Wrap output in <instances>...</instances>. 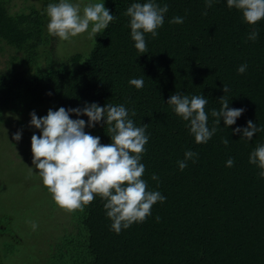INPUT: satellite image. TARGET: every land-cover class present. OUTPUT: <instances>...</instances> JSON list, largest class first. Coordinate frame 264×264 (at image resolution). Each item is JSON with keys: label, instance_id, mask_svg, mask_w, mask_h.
<instances>
[{"label": "trees", "instance_id": "1", "mask_svg": "<svg viewBox=\"0 0 264 264\" xmlns=\"http://www.w3.org/2000/svg\"><path fill=\"white\" fill-rule=\"evenodd\" d=\"M12 1L0 0V53L5 46L12 50L10 66L0 71V120L5 111L31 119L33 111L43 117L49 109L82 108L85 102L124 103L135 110L137 125H148L143 178L166 197L145 222L120 234L110 229L99 196L83 211L69 210L79 231L60 238L55 264H264V180L249 163L250 153L264 144V132L250 142L241 140L242 133L232 134L249 120L264 126V20L246 24L225 0L214 3L207 15L204 0H157L167 3L169 12L158 37L146 35L142 53L134 47L124 15L134 0H106L117 19L96 34L91 52L53 67L50 58L59 59L45 49L51 43L46 7L53 0H33L16 13L10 11ZM173 16H185L184 23H169ZM254 29L259 38L250 41L247 35ZM243 63L247 71L239 74ZM141 77L143 88L129 85L131 78ZM225 86L230 107L246 111L228 128L221 120L216 135L197 144L167 101L177 91L202 94L209 100L206 111L218 110ZM213 122L209 116V127ZM85 130L102 144L111 143L103 122ZM189 149L199 154L197 162L188 161L181 171L177 161ZM230 157L233 167L226 166ZM43 190L52 197L44 185ZM2 235L6 239L8 231L1 229Z\"/></svg>", "mask_w": 264, "mask_h": 264}, {"label": "clouds", "instance_id": "2", "mask_svg": "<svg viewBox=\"0 0 264 264\" xmlns=\"http://www.w3.org/2000/svg\"><path fill=\"white\" fill-rule=\"evenodd\" d=\"M219 0H204L205 11ZM229 9L242 13L246 24L255 26L264 20V0H225ZM169 12L167 3L157 0H134L124 15L129 18L128 26L134 47L140 52L147 51L146 35L152 39L159 35L158 30L165 23ZM48 19L47 29L50 35L68 41L79 34L87 33L93 38L106 30L117 17L105 7V0H53L46 7ZM187 12L185 13V16ZM185 16H173L169 23L183 24ZM259 38V30L254 29L247 35L250 41ZM247 63L241 64L237 72L244 74ZM129 85L137 90L143 88L144 79L131 78ZM225 96L220 99V108L206 111L209 100L202 94L171 95L167 104L173 112L185 121V127L197 144H207L217 133L223 120L226 127L236 124L246 111L244 108H232L226 97L229 92L224 87ZM52 93L49 92L48 95ZM77 117L76 119L71 118ZM136 112L124 103L108 102L101 106L98 103L85 102L77 108L59 107L49 109L46 116L38 117L36 112L30 113V126L39 130L33 133L31 150L33 164L38 169V176L52 195L53 201L61 208L83 211L99 196L103 201L106 217L110 219V229L116 234L129 229L133 224L143 223L152 216V208L158 202L163 204L166 197L158 190L150 188L144 174L146 166L142 163L146 145L150 135L148 125H137L134 121ZM209 116L214 118L209 127ZM80 117H87V121ZM103 122L111 143L102 144L99 136L87 132V128H95ZM264 132V126H257L247 121L246 127H236L233 135L241 134V140L252 141L257 133ZM13 139L20 141L22 131L13 134ZM225 146L229 144L224 139ZM198 153L186 150L184 159L177 164L181 171L188 167V161L196 163ZM234 159L226 161L227 167L234 166ZM249 163L259 169L258 178L264 180V144H258L249 155ZM32 169V168H31ZM151 179L159 186V177L155 173ZM159 222V217H155ZM35 231L38 224L29 221Z\"/></svg>", "mask_w": 264, "mask_h": 264}, {"label": "rangeland", "instance_id": "3", "mask_svg": "<svg viewBox=\"0 0 264 264\" xmlns=\"http://www.w3.org/2000/svg\"><path fill=\"white\" fill-rule=\"evenodd\" d=\"M32 1L13 0L10 11H23ZM50 36L51 43L45 49L59 59L50 58L49 66L53 67L72 55H88L94 41L87 33L68 41ZM5 47L0 53L1 72L10 66L12 50ZM41 66H46L45 58L41 59ZM18 130L22 131L20 141L13 139ZM33 133L40 134L30 126L25 113L4 112L0 120V231L6 229L9 236L0 238V264H55L54 248L60 238L79 231L69 210L59 207L43 190L42 179L37 175L39 170L33 164ZM29 221L38 224L35 231Z\"/></svg>", "mask_w": 264, "mask_h": 264}]
</instances>
